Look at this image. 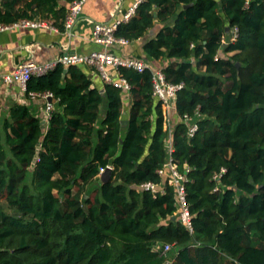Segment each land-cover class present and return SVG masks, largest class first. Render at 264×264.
Here are the masks:
<instances>
[{"label":"trees","instance_id":"16d2710c","mask_svg":"<svg viewBox=\"0 0 264 264\" xmlns=\"http://www.w3.org/2000/svg\"><path fill=\"white\" fill-rule=\"evenodd\" d=\"M67 13L59 0H2L0 25L52 18L64 30ZM158 24L144 53L185 84L172 131L152 72L126 68L125 115L124 91L58 65L25 92L56 100L45 131L26 105L0 120V264H264V0H144L116 35L137 42Z\"/></svg>","mask_w":264,"mask_h":264},{"label":"crops","instance_id":"0c3cea01","mask_svg":"<svg viewBox=\"0 0 264 264\" xmlns=\"http://www.w3.org/2000/svg\"><path fill=\"white\" fill-rule=\"evenodd\" d=\"M144 0H91L89 1L72 32L61 30L55 26L51 19H38L40 22H48V26L40 28L13 27L0 32V75L11 74L19 65L32 60L37 64H48L57 61L65 54L88 55L103 48L94 43L93 30L96 23H112L136 3ZM61 6L69 9L70 3L59 0ZM2 0H0L1 6ZM170 23H174V20ZM51 25V26H49ZM53 27V28H52ZM158 24L150 30L148 35L131 43L128 47L117 48L114 52L122 57L141 58L154 67L162 69L163 61H149L144 53V45L147 40L153 38L161 29ZM233 55L232 53L229 56ZM93 83V87L104 89L105 82L100 74L93 68L80 65ZM113 73V69H110ZM124 115L129 112L131 97L124 93ZM46 99L43 96L28 98L21 86L17 83L0 84V120L9 116L14 105H26L32 113L42 121H47ZM56 104V103H54ZM176 112L171 113V122L176 119Z\"/></svg>","mask_w":264,"mask_h":264},{"label":"built area","instance_id":"2783aa9c","mask_svg":"<svg viewBox=\"0 0 264 264\" xmlns=\"http://www.w3.org/2000/svg\"><path fill=\"white\" fill-rule=\"evenodd\" d=\"M91 0H75L70 3L67 17L65 20V31L72 32L74 26L77 24L85 5ZM140 1L133 5L127 12L123 13L118 19L112 23H96L93 30V40L94 43L103 48L102 51H95L88 55H77V54H65L61 56L57 61L48 64H37L32 60H29L21 65H19L11 74L0 75V84H13L17 83L21 86L24 93L27 89V84L32 77H42L48 75L50 72L56 69L58 65H63L64 67L70 66H80L85 65L90 68L95 69L105 82V84L112 85L116 88L121 89L124 93H129L132 89L131 84L126 80L120 70L123 68L134 70L138 73H144L149 70L153 75V96L161 102L166 127L170 128L172 131L171 113L176 112V103L179 93L185 88V84H171L167 81L165 74L162 69H158L148 63L147 61L137 58V57H122L116 54L114 51L117 48L128 47L132 42L127 39L117 37L116 33L118 29L129 23L137 13ZM250 0H247V5ZM48 26V22H40L38 20H23L17 24L11 26L0 25V32L6 31L13 27H26V28H40L43 26ZM51 26V25H49ZM53 28V27H52ZM239 30L235 28L232 31V41L237 40ZM113 69V73L110 72ZM46 99V112L47 119L50 118V114L54 109V104H52L49 99L52 95L43 96ZM186 122H192V118L186 116ZM198 131V125L192 123L190 127V137H194ZM171 140V138H170ZM170 153H173L172 143H170ZM171 169L172 178L170 183H174L178 189L179 196V209L181 220L187 225L191 232H193L192 219L189 212V208L186 203V193L184 185L182 184L183 177L178 174L176 167L172 163V156L170 162L166 166ZM112 168V167H111ZM106 169L101 170V175ZM225 172V170H223ZM165 171H160L161 175H164ZM100 175V176H101ZM218 177V176H217ZM147 191H152L157 193L158 186L148 183L142 185ZM160 248H158L159 250ZM171 250L170 246H166L163 250L167 253Z\"/></svg>","mask_w":264,"mask_h":264},{"label":"water","instance_id":"95a60500","mask_svg":"<svg viewBox=\"0 0 264 264\" xmlns=\"http://www.w3.org/2000/svg\"><path fill=\"white\" fill-rule=\"evenodd\" d=\"M230 31V28L228 29V32ZM226 46V43L224 44V47ZM240 66V65H238ZM68 73V70L66 69L64 71L63 77L66 76V74ZM102 92H104V90H102ZM49 101L54 104L56 103V100L52 97L49 99ZM12 122V121H11ZM125 124V123H124ZM46 125H47V121H42V129L45 131L46 129ZM112 175H113V168L108 167L106 168L105 172L100 176L101 179V184H107L111 181L112 179ZM174 219H176V217H174Z\"/></svg>","mask_w":264,"mask_h":264},{"label":"rangeland","instance_id":"374dc122","mask_svg":"<svg viewBox=\"0 0 264 264\" xmlns=\"http://www.w3.org/2000/svg\"><path fill=\"white\" fill-rule=\"evenodd\" d=\"M232 38H233V37H232ZM231 40H232V39H231ZM100 181H101V179H100ZM100 183H101V182H100ZM92 187H93V186H92ZM92 195H94V192L92 193ZM173 251H174V249L171 248V250H170L168 253L171 254V253H173Z\"/></svg>","mask_w":264,"mask_h":264}]
</instances>
